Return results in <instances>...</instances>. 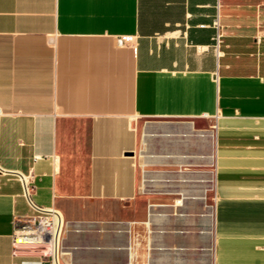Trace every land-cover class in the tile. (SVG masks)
<instances>
[{
	"label": "crops",
	"instance_id": "0c3cea01",
	"mask_svg": "<svg viewBox=\"0 0 264 264\" xmlns=\"http://www.w3.org/2000/svg\"><path fill=\"white\" fill-rule=\"evenodd\" d=\"M22 179L55 264H264V0H0V264H49Z\"/></svg>",
	"mask_w": 264,
	"mask_h": 264
},
{
	"label": "built area",
	"instance_id": "2783aa9c",
	"mask_svg": "<svg viewBox=\"0 0 264 264\" xmlns=\"http://www.w3.org/2000/svg\"><path fill=\"white\" fill-rule=\"evenodd\" d=\"M214 35L212 47L216 49L219 42L218 24L216 18L213 20ZM117 40L122 44H131L133 37L131 35H121ZM22 178V177H21ZM22 193L27 197V191L22 179ZM33 215L25 216L21 219H14L15 233L14 238L17 241L29 244H45L47 247L46 257L49 264L57 262L59 254V242L64 227V221L60 213L55 209H41L28 200ZM40 261L22 260L20 264H39Z\"/></svg>",
	"mask_w": 264,
	"mask_h": 264
}]
</instances>
